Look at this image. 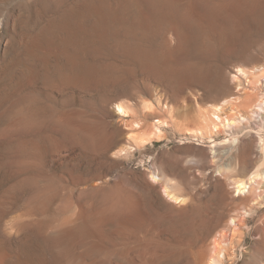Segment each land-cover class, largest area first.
I'll use <instances>...</instances> for the list:
<instances>
[{
	"label": "rangeland",
	"instance_id": "374dc122",
	"mask_svg": "<svg viewBox=\"0 0 264 264\" xmlns=\"http://www.w3.org/2000/svg\"><path fill=\"white\" fill-rule=\"evenodd\" d=\"M72 1L0 0V76L15 57L20 35L45 26ZM261 3L255 13L260 23L236 44L237 51H214V62L229 72L230 80H244L234 88L236 96L264 91L263 77L249 79L234 66L264 55ZM242 46L246 50L238 51ZM176 85L134 68L100 84L55 87L40 78L29 79L5 95L0 87V264L21 246L30 247L34 264H205L200 257L224 229L218 225L222 216L244 196L235 194L228 172L220 174L217 167L243 173L263 170L264 162L256 124L239 134L238 156L242 159L245 153L239 163L223 153L226 144L215 146L214 158L207 141L181 143L183 130L195 127L189 94L193 89ZM116 99L146 101L151 107L144 109L148 114L116 115ZM240 100L224 104L214 135L218 143L229 136L227 124ZM157 101L171 106L177 125L153 106ZM157 118L169 122L162 124V137L151 149L137 148L131 138L134 122L151 125ZM114 127L124 131L117 138L126 146L123 151L117 152ZM161 155L164 158H158ZM155 168L178 185L185 196L182 204L169 201L161 185L152 182ZM250 185L251 210L239 211L242 232L230 236L233 241L217 264H264V241L258 237V230L264 229L262 174Z\"/></svg>",
	"mask_w": 264,
	"mask_h": 264
},
{
	"label": "bare ground",
	"instance_id": "6f19581e",
	"mask_svg": "<svg viewBox=\"0 0 264 264\" xmlns=\"http://www.w3.org/2000/svg\"><path fill=\"white\" fill-rule=\"evenodd\" d=\"M262 1L264 0H73L45 26L31 33L22 32L16 53L13 52L15 57L6 64L7 69L0 76V87L5 95L17 84L29 79L40 78L55 87L100 84L111 82L128 70L143 69L170 84L192 86V94H189L193 96L190 99L195 127L185 128L178 135L181 143L200 144L207 141L214 158L215 146L226 144L228 146L223 153L239 163L245 158V153H242L241 159L236 149L239 134L243 130L253 129V124H256L254 129L261 149L260 158L264 162V91L260 94L258 88L236 96L238 93L234 88L244 83V80L240 78L235 82L236 76L230 80L227 74L229 72L214 62L216 49L229 48L237 51L236 44L255 32L253 25L258 24V21L260 23V20L257 21L260 17L255 13L260 10ZM198 11L203 13L197 14ZM192 12L197 15L193 16ZM233 25H237V28ZM11 45L12 41L6 44L8 48ZM245 50L242 46L238 51ZM234 66L238 67L239 73L247 74L249 79L257 81L259 77L264 78V55L248 63L235 62ZM255 69L260 71L259 74L255 75V71L252 73ZM262 82L260 88L264 90V80ZM237 98L241 100L235 105L233 120L227 124L230 127L229 136L218 143L214 135L221 125L223 106L225 103L232 104ZM117 100H114L113 109L116 115H134L138 111L148 114L144 109L151 107L146 105V101ZM153 106L164 111L170 118L169 122L177 125L171 106L159 102ZM138 121L134 122L136 130L131 138L137 148L146 149H151L162 137V124L169 123L157 118V123L144 126V121ZM112 129L111 135L116 137V143L119 144L117 152L123 151L126 146L117 138L124 135V131L117 127ZM158 158L164 157L161 155ZM233 170L220 165L216 171L220 174L228 172L226 176L233 191L238 196H244L221 215L218 225H222L224 229L216 234L212 248L207 249L200 257L205 264H217L223 251L233 241V236L241 234L243 223L240 222L244 219L239 211L244 209V214L251 210V195L248 194L252 190L250 182L260 174L264 177V169L251 172L244 170L243 173ZM150 178L152 182L161 185V192L169 201L178 204L185 201L178 185L161 170L153 169ZM258 231L259 239L264 241V229ZM29 248L21 246L13 256L3 254V263L34 264Z\"/></svg>",
	"mask_w": 264,
	"mask_h": 264
}]
</instances>
